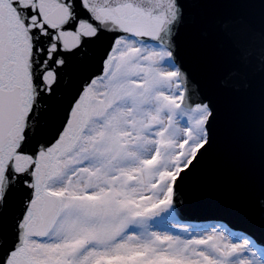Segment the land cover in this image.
I'll return each mask as SVG.
<instances>
[{"label":"snow or ice","instance_id":"1","mask_svg":"<svg viewBox=\"0 0 264 264\" xmlns=\"http://www.w3.org/2000/svg\"><path fill=\"white\" fill-rule=\"evenodd\" d=\"M0 264H264V0H0Z\"/></svg>","mask_w":264,"mask_h":264},{"label":"water","instance_id":"2","mask_svg":"<svg viewBox=\"0 0 264 264\" xmlns=\"http://www.w3.org/2000/svg\"><path fill=\"white\" fill-rule=\"evenodd\" d=\"M235 194V190L232 187L229 179L225 177L218 187L210 190L205 195L213 198L227 199L234 196Z\"/></svg>","mask_w":264,"mask_h":264}]
</instances>
